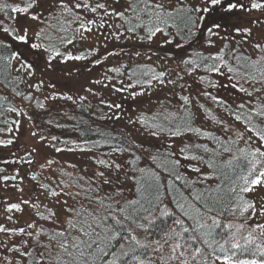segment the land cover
Returning <instances> with one entry per match:
<instances>
[{
	"label": "snow or ice",
	"instance_id": "obj_1",
	"mask_svg": "<svg viewBox=\"0 0 264 264\" xmlns=\"http://www.w3.org/2000/svg\"><path fill=\"white\" fill-rule=\"evenodd\" d=\"M89 96L127 131L37 123ZM0 264H264V0H0Z\"/></svg>",
	"mask_w": 264,
	"mask_h": 264
},
{
	"label": "trees",
	"instance_id": "obj_2",
	"mask_svg": "<svg viewBox=\"0 0 264 264\" xmlns=\"http://www.w3.org/2000/svg\"><path fill=\"white\" fill-rule=\"evenodd\" d=\"M126 46L124 45V50H126ZM152 49V48H151ZM149 49V50H151ZM143 53H146L145 49L142 50ZM129 51H126L128 54ZM134 54V53H133ZM145 55V56H146ZM138 62H146V59L142 58L141 60H126L124 63H130L135 65ZM61 104V107L56 108V104ZM66 101L60 100L56 102H49L48 108L53 112L48 111L47 113L41 112V117L43 116L44 119H38L39 123L42 126V130L45 133H49L51 135L58 136L61 140L68 139V140H76L79 139L81 135L89 140H96L99 139L98 131L106 132L110 131L114 135H118L122 132H126L127 130L121 128L120 126L115 125L110 120H101L98 119L99 108L94 101L85 102L84 107H77L72 110L71 113H65ZM51 120L52 124L47 125V121ZM56 125H60L57 127ZM78 128V130H77ZM59 146V145H58ZM102 151H108V148L105 147Z\"/></svg>",
	"mask_w": 264,
	"mask_h": 264
},
{
	"label": "rangeland",
	"instance_id": "obj_3",
	"mask_svg": "<svg viewBox=\"0 0 264 264\" xmlns=\"http://www.w3.org/2000/svg\"><path fill=\"white\" fill-rule=\"evenodd\" d=\"M121 44L125 45L126 48H127L126 50H124L125 53H126V51H129L128 54H126L125 56L122 57L123 62H125L126 60H129V59H131V60H141L142 59V58H139V57H135V55L133 54V42H131V41H129V42L121 41ZM151 48L152 49L149 50V49H145V48H141V47L137 46L136 50H139V51L142 52V50L145 49L146 52L152 56V62H154L156 64H161L164 61L165 50L162 49L159 44H154L153 46H151ZM157 57H159V59H157ZM143 58L146 59V56H144ZM101 71H103V68H99L98 67L96 69H93V71L91 73L92 78H95L96 74L98 72H101ZM57 76H59L61 78V83L58 85V88L60 90L71 89V91L73 93H75L77 91V89L79 88V85L76 84V81L79 80L80 83H84L88 79L89 73L84 72L83 75H80L78 77L74 76L71 82H69L66 79H64V74L63 73H57ZM91 101H94L95 104H98V101L96 99H93L91 96H89L87 102L91 103ZM66 105L67 106H65V108L67 110H64L65 113H71L72 111L74 112L75 110H72V108L74 107V109H76L77 107H79V105H73L72 102H67ZM61 106L62 105L59 104V103L56 104V108L57 107H61ZM125 107L127 108L128 105L125 104ZM30 112H31V110H30ZM50 112H53V111L50 110ZM39 118L41 120L44 119L43 116L42 117L40 116ZM37 122H39V121H37ZM111 122L114 123L115 125L120 126L121 128L125 129L124 122H120V123H116V122H113V121H111ZM24 125H27V130L25 129ZM31 130H32V126L30 124H27V121H24L23 124H22V127H21V131L24 132L25 135H24L23 140L21 141V143L27 142L28 144H31L33 142L31 137H30V135H29ZM62 140H63V138H62ZM62 155H64L65 157H67L68 159L73 160V161L86 159V157H82L81 154H79V153H76V154L65 153V154H62Z\"/></svg>",
	"mask_w": 264,
	"mask_h": 264
}]
</instances>
